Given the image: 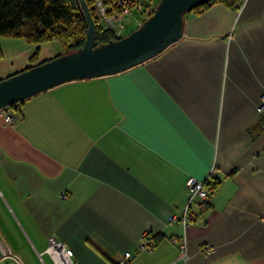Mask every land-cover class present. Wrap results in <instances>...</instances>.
Listing matches in <instances>:
<instances>
[{"label": "crops", "instance_id": "1", "mask_svg": "<svg viewBox=\"0 0 264 264\" xmlns=\"http://www.w3.org/2000/svg\"><path fill=\"white\" fill-rule=\"evenodd\" d=\"M0 45V79L68 51L59 39ZM263 95L264 0L213 3L159 56L32 97L11 124L0 111V193L43 262L56 264L54 236L74 264L127 252V264H264ZM191 176L216 187L184 228L170 218ZM145 233L158 239L150 250ZM183 235L186 260L173 241Z\"/></svg>", "mask_w": 264, "mask_h": 264}, {"label": "water", "instance_id": "2", "mask_svg": "<svg viewBox=\"0 0 264 264\" xmlns=\"http://www.w3.org/2000/svg\"><path fill=\"white\" fill-rule=\"evenodd\" d=\"M210 1L160 0L142 26L96 45V20L81 0L88 24L84 46L0 79V111L65 83L118 74L159 56L183 38L186 15Z\"/></svg>", "mask_w": 264, "mask_h": 264}, {"label": "trees", "instance_id": "3", "mask_svg": "<svg viewBox=\"0 0 264 264\" xmlns=\"http://www.w3.org/2000/svg\"><path fill=\"white\" fill-rule=\"evenodd\" d=\"M80 1L81 0H0V36L24 37L29 42L33 43H45L59 39L66 45L68 49L67 52L75 51L84 46L88 30L87 21L80 8ZM238 1L239 0H211L197 7L192 12L199 11L213 3H223L230 8H234ZM89 7L91 8L92 15L96 19L97 24L96 45L118 39L111 31L105 30L99 25L95 8L91 1H89ZM2 56L3 50L0 45V58ZM35 58L36 56L33 57V60ZM46 61L48 60L40 63ZM30 67L31 66L27 68ZM22 103L14 104L8 108L14 113ZM208 180L206 181L207 184H212L215 188L216 182L214 183ZM208 204L209 201L205 202V207H207ZM151 239L154 244L158 242V239L155 237H151Z\"/></svg>", "mask_w": 264, "mask_h": 264}, {"label": "built area", "instance_id": "4", "mask_svg": "<svg viewBox=\"0 0 264 264\" xmlns=\"http://www.w3.org/2000/svg\"><path fill=\"white\" fill-rule=\"evenodd\" d=\"M91 1L95 8L96 16L99 25L105 29L111 31L115 37L123 38L127 36V26L135 17L136 12L142 15L141 18H136V29L142 26V24L154 14L156 6L149 4L148 1L143 0H85ZM96 20V19H95ZM7 123H13L14 116L13 111L9 108L2 110ZM258 112L264 114V95L261 103L258 106ZM206 180H199L193 176L189 177L186 186L190 191V199L182 215L174 214L170 218L171 224H182L184 228H187L196 221V213L194 206L204 209L205 202L210 198V195L214 191L212 184H207ZM210 180V179H209ZM208 180V181H209ZM65 197V196H64ZM151 234L145 233L144 238L147 240L141 246V250H150L154 245L151 239ZM173 241L179 245L182 253V257L186 260L188 257V245L185 235L173 238ZM48 252L52 256L56 264H74L73 257L74 251L70 249L65 243L59 241L56 237L50 236L48 238ZM134 254L127 252L122 260L118 264H127ZM24 264L22 258L17 255L13 249L7 244V242L0 237V264Z\"/></svg>", "mask_w": 264, "mask_h": 264}, {"label": "rangeland", "instance_id": "5", "mask_svg": "<svg viewBox=\"0 0 264 264\" xmlns=\"http://www.w3.org/2000/svg\"><path fill=\"white\" fill-rule=\"evenodd\" d=\"M143 1H148L149 4L152 3L157 5L160 0ZM141 17L142 15L136 12L135 17L127 26L129 34L136 29L135 19ZM0 189L5 191L1 182ZM8 202L10 201L8 200L7 195L4 196L0 193V237L3 238L13 251L24 260L25 264H52L48 255L44 256L46 260L44 262L39 258L35 248L32 246L30 239L22 227L21 218L16 216L15 213L10 210L9 204L11 203ZM12 207H14L13 204ZM3 264H5V262H3Z\"/></svg>", "mask_w": 264, "mask_h": 264}]
</instances>
